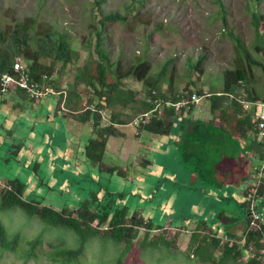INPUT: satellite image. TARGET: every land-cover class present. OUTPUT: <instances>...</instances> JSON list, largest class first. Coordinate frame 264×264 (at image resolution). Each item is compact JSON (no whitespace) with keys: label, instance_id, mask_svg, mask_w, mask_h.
I'll return each mask as SVG.
<instances>
[{"label":"rangeland","instance_id":"rangeland-1","mask_svg":"<svg viewBox=\"0 0 264 264\" xmlns=\"http://www.w3.org/2000/svg\"><path fill=\"white\" fill-rule=\"evenodd\" d=\"M219 1L218 4L215 0H104L96 6L93 0H0V31L4 34V43L13 44L10 31L13 30L15 22H26V19H29L30 22L26 25L28 28L26 43L31 49L36 48L40 40L46 41V33H49L51 39L63 35L71 50L68 63L62 66L56 61L53 64L52 78L60 94L52 89L53 93L37 98L27 95L29 99L26 101L27 107L18 108L14 104L9 106V103H5L9 106L4 109L6 112L0 111V186L6 179L17 177L24 183L22 194L24 199H37L43 204L60 209L84 201L87 197L85 185L90 184L91 189L108 185L114 192L124 193L118 201L120 205L129 204L133 208L136 207L143 216L150 217L154 224L167 223V226L169 224L164 222L165 219H172L171 226L189 227L190 221L195 218L194 209L202 204L190 201L188 195L184 194L186 191H179L180 196L176 198L160 196L158 189L154 187L164 183L158 182L155 178L159 172L157 150L147 154L151 159L149 166H140L137 163L123 164L124 170L117 166L123 174L111 175L114 179L108 182L107 174L100 173L98 177L93 165L87 167L91 169V173L83 172L87 165L80 163L75 155L76 140L83 128L76 133L78 129L76 123L74 127H70L69 134L64 135L68 141L58 143L53 139V143L51 142L52 133H58L59 129L57 123H52L53 116L50 114L54 106L60 111L61 105L58 100L64 99L72 87L76 66L96 59L93 47L98 30L101 32L103 48L112 67L117 61L119 70L124 71L128 66L144 59L149 66L147 72L149 77L157 74L164 66L162 84L165 86L168 77H171L172 88L169 91L188 90L195 93L196 89H200L206 97L210 91L221 90L223 70L241 65L247 68L244 57L236 49L237 40L243 44L252 60L264 65V57L256 54L252 48L253 30L250 23L251 12L264 15V0ZM105 13H117L122 20L103 21L100 25L99 20ZM259 27L264 37V20L259 21ZM199 56L202 58L200 72L191 66ZM40 59L43 63H49L52 61V55L48 54ZM14 61L22 62V58L15 57ZM250 66L247 72L248 78L251 79L249 83L260 92L264 85L260 68L257 65ZM124 85L125 88L137 91L135 98L146 95L141 81L127 76L124 78ZM85 89V86L80 84L74 91L78 97H75L74 93L69 95L70 105L76 103V111L86 108L83 94ZM238 92L236 95L238 102L246 104L245 108H248L249 101L245 98L244 85H240ZM206 98H200L202 109L192 110L194 118L206 115L209 108V101ZM37 103L43 104V107L36 108ZM137 106L138 104L135 105ZM29 107L33 109L35 107L39 113L32 127H28L31 123L26 116L32 114L33 109ZM229 110L231 111L230 108ZM127 112L125 119L129 121L139 111L133 109ZM78 114L80 112L72 115ZM18 115L27 122L26 128L25 125L21 127L11 123L13 120L22 119ZM44 116L51 120L47 123L49 133L42 130L46 121ZM125 129L132 131L131 126ZM162 141L166 142L165 138ZM155 144L157 145L156 141ZM108 148L109 146L105 150L107 155ZM165 148L160 161L167 165L173 147L168 145ZM11 150L15 152L12 153ZM107 155L103 159L106 162H111L115 157L114 154L109 155L110 157ZM136 157L143 158L132 154L130 159L134 160ZM207 161L211 163L213 158H207ZM34 162H37L36 167H33ZM122 162L127 163L125 160ZM84 174H88V177H84ZM88 178L96 179V183H93L95 180L90 182ZM79 182L81 183L78 184ZM177 183H183L182 188L188 191V187L193 185L208 184L212 187L213 194L209 193L207 197L214 200H218L217 195L227 190L220 191L221 184L213 178L206 180L196 175L191 179H181ZM244 183L249 185L252 180L247 178ZM215 190L218 194L213 197ZM190 205H193V210H190ZM220 205L222 202L217 205L220 208L211 203L208 204L209 208H206V205L199 208L206 209L205 219H209L211 215L210 218L216 220L215 215L222 211ZM236 217L240 219L239 216ZM0 221L9 234L18 232L21 237L15 253L0 251V264H20L21 256L27 248L25 240L34 238L38 233L41 234V241L34 251L36 257L28 259L25 264H54L45 257L44 252L51 249L54 244L64 246L76 244V238L70 231L48 227L38 218L26 217L17 209L0 213ZM164 229L165 236H171L170 248L142 250L135 243V247L123 257L121 264H130L129 258H135V264H211L199 262L191 254L186 257L185 246L189 233L183 232L182 228ZM214 229L220 235L228 228L217 225ZM160 230L162 229H153L147 238L160 233ZM238 231H235L234 235H237ZM142 232L139 233L138 240L142 238ZM116 253V247L109 242L92 240L84 248V256L79 258L78 262L111 264Z\"/></svg>","mask_w":264,"mask_h":264},{"label":"trees","instance_id":"trees-1","mask_svg":"<svg viewBox=\"0 0 264 264\" xmlns=\"http://www.w3.org/2000/svg\"><path fill=\"white\" fill-rule=\"evenodd\" d=\"M93 1L98 6L104 0ZM215 1L218 4L220 2L219 0ZM250 17L253 30L252 48L256 54L264 57V37L259 27V21L264 20V15L251 12ZM115 20H122V17L117 13H105L99 23L102 25L103 21L112 22ZM29 22L30 20L26 19V22L18 21L14 23V28L10 31V37L13 40L11 45L4 43V34L0 31V73H12L14 58L21 57L29 77L39 87L50 86L51 89L60 94L52 78L53 64L56 61H59L62 66L68 63L71 51L68 42L63 35L51 39L49 33H46V41L40 40L36 48L31 49L26 43L28 37L26 25ZM93 49L96 59L85 61L80 66H76L71 82L72 87L65 94L63 105L67 109L76 111V103L70 105L69 95L74 93V96L78 97L74 91L80 84L85 86L86 89L83 94L86 108L80 111L78 116L81 122L86 121L89 123L91 135L82 145L81 154L84 160L96 167L98 175L100 173H106L107 176L122 175L123 172L120 168L103 162V153L106 139L109 136L119 134L118 129L112 123H126L127 110L131 109L136 102L137 91L125 88L124 78L128 76L136 81H141L143 84L146 94L142 99L143 110L151 108L152 104L145 101L151 90L154 91L153 97L170 101H179L180 98H186L192 92L187 90L188 92L185 91V94L182 91H169L172 88L171 77H168L165 86H163L164 66L157 74L148 77L149 66L144 59L128 66L124 71L119 70L117 61L112 67L103 48L100 30L96 31ZM236 49L244 57L247 68L241 65L234 69L223 70L221 90L210 91L206 97L209 99L208 109L210 113L217 110L219 112L218 117L224 119L227 115L225 107V104H227L234 117V129L239 130L240 135L250 137L247 144L256 161L253 168V173L256 174L259 163L264 158V152L260 141L256 140L257 120L254 118V112L255 104L264 101V85L260 92L257 91L249 83L251 79L248 78L247 72L251 68L250 65H257L264 80V65L252 60L243 44L238 40L236 41ZM48 54L52 55V61L43 63L40 58ZM201 59V56H199L191 64L192 68L197 69L199 72L201 71ZM240 85H244L245 98L249 101L248 108H243L236 98V95L239 94ZM19 90L27 96L25 91ZM195 93L205 96L200 89H196ZM61 100L59 99V102ZM101 111L106 112L109 117L108 120L111 122L102 121ZM123 111L124 117H120ZM174 113L172 108H164L163 114L155 110L151 112L149 119L144 124L135 128L137 131L146 134L165 135L169 132L172 122L171 117ZM199 124L195 123L197 126ZM11 152L14 153L15 150H11ZM36 166L37 162H34L33 167ZM247 178H250L252 183L249 185L246 183L242 190V198L236 202L239 210L238 215H241L244 222L240 241L234 242L228 239L226 234L225 236L218 235L215 229L208 227V224L204 225V221L195 220L192 228L182 225L177 227L182 228L183 232L189 233L188 243L185 246L186 257L191 254L199 262L211 264H264L263 254L260 252L264 249V166L257 179L254 192L251 191V187L254 186L256 179L253 175L247 176ZM88 180L90 182L95 180L93 183H96V179L88 178ZM85 186H87V197L84 201H78L71 207L55 209L37 199H24L22 197L24 183L17 177L8 178L0 186V213L17 209L26 217L38 218L48 227L70 231L76 238L75 245L54 244L51 249L44 252L45 257L54 264H79V258L84 256V248L92 240L107 241L114 248L116 247L117 253L111 264H121L123 257L135 247V243L142 250H167L170 248L172 244L171 236H165L166 231L162 225L154 224L150 217L143 216L136 207L133 208L129 204L120 205L118 203L124 194L123 192H114L109 190L107 186H98L95 189H91L90 184ZM250 206L260 215L254 225L249 224L251 219ZM225 217V214L221 211L215 216L217 221L224 220ZM153 229L162 230H160V233L147 238ZM141 231H143L142 238L138 240ZM172 235L174 236V234ZM223 237H226V239ZM20 238L18 232L9 234L0 221V251L15 253ZM40 241V233L30 240H25L27 248L21 256L22 261L20 264H25L28 259L36 257L34 251ZM129 263L135 264V258H129Z\"/></svg>","mask_w":264,"mask_h":264},{"label":"crops","instance_id":"crops-1","mask_svg":"<svg viewBox=\"0 0 264 264\" xmlns=\"http://www.w3.org/2000/svg\"><path fill=\"white\" fill-rule=\"evenodd\" d=\"M194 93V92H192ZM200 98H206L203 95H199ZM142 97L136 98V102L133 104L134 107L128 109L129 111H136L140 112L146 111L142 109ZM146 99V98H145ZM209 100L208 98H206ZM29 100L25 94L16 88L7 90L4 94L0 95V111L6 112L4 109L9 107L10 104H14L18 106V108H24L26 106V101ZM58 100V99H57ZM59 101V100H58ZM48 102V101H46ZM45 102V103H46ZM5 103H9V106L5 105ZM60 104V102H59ZM138 104L137 107L135 105ZM56 105V104H55ZM243 108L246 107V104H241ZM198 106V107H197ZM43 107V104L37 103L36 108ZM197 107V108H196ZM226 107V116L223 119L222 117H218L219 112L216 110L214 113H210L209 109L206 112L205 116L194 118L192 115V110H199L202 109V104H200V99L196 104H191L188 107L182 108L179 112H176L174 109V115L171 117V126L169 132L165 135H151L137 131L135 127L129 124V121L123 124H116L112 123L119 131V134L116 136H109L106 139L103 159L105 157V150L108 148V155L114 154V159H111V162H106L103 160L105 164L108 165H116L122 166L123 164L128 165L130 163H137L140 166H149L151 163V159L147 157V154L150 151L157 150L158 156V167L159 172L155 176L158 182L164 181L161 186L154 185L155 189H158V193H160L161 197L166 196H180L179 191H186L184 192L185 195H188V198L194 200L197 205L196 210L194 209L195 218L193 221H190L189 227L192 228L194 226L195 220H202L204 221V225L208 224V227L214 229L217 225H221L226 229V231L220 235L228 236V239H231L234 242H239L240 238L242 237L244 222L243 218L239 213L237 208V201L242 198V190L246 185L244 182L247 179V176L254 175L253 168L256 165V161L253 157V154L249 151L248 148V141L250 137L244 136L243 134H239V130H235L232 116V111H228V105L225 104ZM33 109L32 107H29ZM164 108H170L168 106H162L158 111L160 114H163ZM171 109V108H170ZM127 110V111H128ZM148 110V109H147ZM32 111V114L26 115L30 119L31 125L28 127H32L34 119L39 115L36 111L35 107ZM78 111L70 110L65 107L58 111L57 107L53 108L52 113L50 114L53 116L52 123L58 124V133H52L51 139L53 143V139L57 140V142H64V140L68 141V138H65L64 135L69 134V129L71 126L74 127L75 123L77 124L76 133L83 128V131L79 132L80 137L76 140L75 144V155L80 163H83L86 166V169L83 171L84 173L88 172L91 173V169L87 168L88 165L91 166L86 160H84L81 154V147L86 141V139L91 135L90 132V125L88 122L84 121L81 122L80 117L77 115H72ZM136 113V114H138ZM38 114V115H37ZM102 121L103 122H111L109 121V117L106 115V112H100ZM135 114V115H136ZM7 115V114H6ZM134 115V116H135ZM19 116V115H18ZM21 117V115L19 116ZM120 117H124V111L120 115ZM22 118V117H21ZM46 120L44 125L42 126V130L47 131L49 133V129L47 127V123L50 120L48 116H44ZM50 120V121H51ZM14 125L24 126L27 127V122L23 120L18 121H11ZM195 123H200L198 126ZM128 126L132 127V131H129L125 128ZM28 131V128H27ZM128 132V135H126ZM165 138V141H162ZM112 139V140H111ZM257 140V135H256ZM157 142V145L155 144ZM173 147L171 151V155L169 156L167 165L162 164L160 161L161 153L163 149L167 146ZM166 152V148L164 150ZM132 154H136L137 156H142V159H130ZM110 157V156H109ZM165 156L163 155V158ZM207 158H213V161L209 163ZM125 160L127 163H123L122 161ZM128 160V161H126ZM140 162H138V161ZM253 160V161H252ZM115 162V163H113ZM258 164V163H257ZM167 166L169 167V172H167ZM94 168H96L94 166ZM146 169V168H145ZM124 170V169H122ZM98 173V172H97ZM202 176L203 179L209 180L211 178L215 179L219 184H221L220 191L221 194L217 195L218 192L215 190V194L212 195L215 197L218 196V200L208 199L207 194H213L212 187L208 184L203 185H193L192 187H188V189L182 188V184H178L177 182L181 179H191L192 176ZM213 175V176H211ZM84 177H88V174H84ZM99 177V175H98ZM114 179L113 176H108V182ZM198 181V180H197ZM196 181V182H197ZM109 190L113 189L109 187ZM200 192H198V190ZM192 197L194 198H191ZM190 196V197H189ZM224 199V200H223ZM221 210L227 213H224L225 219L224 220H215L211 219V215L209 219L205 215L204 208H199L200 206H205L209 208L208 204L218 205L221 204ZM226 204H225V203ZM205 204V205H203ZM225 204V207H224ZM190 210H193V205H190ZM220 208V207H216ZM221 211V212H222ZM217 213V212H216ZM216 216V215H215ZM236 216H239L240 219L238 220ZM179 215L176 217L178 218ZM227 219V221H226ZM226 221V222H225ZM164 222H168L169 225L166 226L167 223H163V228H177L178 226H171L172 219L166 220ZM226 225V226H225ZM238 231L237 235H234L235 231ZM238 234H241L239 236ZM239 236V239L237 240ZM226 239V237H223Z\"/></svg>","mask_w":264,"mask_h":264},{"label":"built area","instance_id":"built-area-1","mask_svg":"<svg viewBox=\"0 0 264 264\" xmlns=\"http://www.w3.org/2000/svg\"><path fill=\"white\" fill-rule=\"evenodd\" d=\"M13 88L22 89L31 98H37L46 94L53 93V90L48 86L39 87L38 84L29 77V74L25 68V64L18 61H14L12 63V73H0V95ZM153 95L154 91L151 90L150 95H147L145 99L146 102L152 104L151 108L136 114L129 121V124H131L133 127L144 124L149 119L151 112L155 110L159 111L162 106H168L174 109L176 112H179L182 108L188 107L191 104H196L200 99V96L196 93H190L186 98H180L179 101L161 100L159 98L153 97ZM60 105L61 109H63V99L61 100ZM254 118L257 120V140L260 141L261 148L264 152V101L257 102L255 104ZM263 166L264 158L259 163L257 173L253 175L256 180L254 182V186L251 187L252 192L255 191L257 179ZM250 213L251 219L249 221V224L254 225L256 220L259 219L260 215L258 212L252 209V206H250ZM260 252L261 254H263L264 259V249L260 250Z\"/></svg>","mask_w":264,"mask_h":264}]
</instances>
